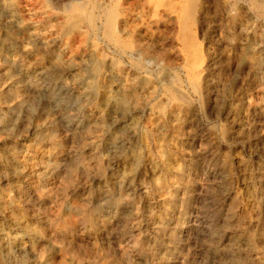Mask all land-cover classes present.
<instances>
[{"label":"bare ground","instance_id":"1","mask_svg":"<svg viewBox=\"0 0 264 264\" xmlns=\"http://www.w3.org/2000/svg\"><path fill=\"white\" fill-rule=\"evenodd\" d=\"M42 1L44 8L40 14L44 18L47 14L46 10L52 5L51 0L40 2ZM62 1L68 2L62 14V18L67 19L66 31L81 34V27L86 24L90 31L100 38L98 41L103 45L100 46L101 48L92 46L88 52L80 53L66 49L59 50L55 42L47 38V31L44 29L33 36L36 39L37 52L35 54L23 52L25 60L35 58L41 79H48L50 83L48 89H43L39 84L34 89L41 96L42 107L48 105L49 102L46 103L48 98H52L49 110L45 108L42 110L39 107L36 109L35 105L34 108L38 110L34 115L35 120L39 121L42 117H47L54 131L58 133L65 130L63 133H66V136L56 140L52 149L53 157L48 163L38 160L42 169L45 167L52 169L54 176L50 178L44 175L47 173L45 171L37 181L26 183L25 158L18 160V167L0 156V264H37L26 260L24 255H32L38 245L46 247L41 256V264H141L134 257L133 252L137 251L139 254L149 252L144 243L134 239L129 249L122 248L120 238L114 233L117 229L114 230L113 223L96 219L91 202H82L77 196H71L74 184L83 174L94 173L98 177H109L112 181L128 180L129 182L134 174L132 169L134 164L129 168L120 166L110 155H106L100 144L95 142L99 133L107 126L104 122L89 123L91 131L89 140L91 144H97L92 160H87L84 153L74 154L72 148L69 149L74 124L73 109L87 98L90 101L86 105L92 117L100 116L104 119L110 116L117 125L126 126L132 125L134 119L141 114L145 119L144 123L149 126L161 124L160 132L157 131L164 137L170 135L175 140H179L183 135L186 121L181 114H186L191 105L197 102L208 119L222 121L226 135L232 131L235 132L234 134H242L259 123L264 128V51L261 54L257 50V47L264 44V29L253 33L252 30L248 31L243 25L245 7L234 0ZM240 2L246 5L250 2L264 15V0H240ZM212 5H215V11L220 14L216 31H212L209 19ZM149 17L152 20L148 19ZM40 23L45 24V21ZM155 34H163L170 40L159 44L153 39ZM111 64L116 65L117 79L113 82L109 81L108 75ZM134 69L142 70L148 76L144 77L146 80H152V77L163 78L156 91L158 88L165 99L157 106L160 114L156 119L141 111L142 100L146 95L151 97L153 93L144 91L149 81L141 83L137 74L132 72ZM84 74L87 75L85 78ZM250 74L253 76V86L246 85L245 88L246 94L250 97L246 115L244 113V116L242 115V110L236 107L234 101L231 105L235 109L226 113L218 109L217 105L212 106L211 101L214 99L211 96L214 94L211 85L215 80L219 87L216 88V98L213 102L217 104L220 93L225 88H228L230 96L237 100L241 95L239 87L241 83L246 84V77ZM29 78L28 74L22 75L17 82L21 83ZM30 80L28 84H31ZM81 80L86 84H82L79 89L78 84ZM220 85L221 90H219ZM14 86V84L8 85L7 89ZM19 110L23 111V109ZM167 115L170 117L167 118ZM23 123L27 124V122ZM262 131L264 133V129ZM35 133L36 129L29 126L23 137L27 138L29 134L33 136ZM57 135L55 134L56 139ZM177 145H174L173 149H176ZM182 147L180 141L177 149L180 155L183 153ZM167 166L170 167L171 164ZM227 170L230 172L231 169ZM63 174H66L65 178H61ZM248 175L251 178L262 177V174L253 172ZM172 181L171 178L162 179L157 184L155 193L157 195L165 193ZM7 188L12 194H10L11 199L3 201L2 194ZM70 199L69 206L67 203ZM123 199L128 201V196L121 195L118 200L120 202ZM186 201L183 199L182 204L187 205ZM138 204L137 200L133 202L136 211L125 226L134 232L138 228L136 225L142 219ZM69 213L79 217L84 223L96 222L95 227L100 235V238L95 239L96 250H90V246L88 248L84 240L85 237L83 239L78 236L76 232L78 222L67 218L66 214ZM148 218L151 220L158 218L153 208L148 211ZM246 218L248 216L245 211L237 218V224L240 225ZM164 226L170 241H181L184 238L186 249H189L190 243L194 244L195 241L196 244V215L179 212L174 223L170 221ZM263 232L264 229L261 231L250 229L245 234L255 252L259 251L260 242H264ZM180 249L181 247L178 246L176 251ZM184 250L171 253L172 256L178 255L171 264L189 263L192 258L191 251ZM237 252L240 251L237 249ZM240 262L237 258L234 259L233 264H241Z\"/></svg>","mask_w":264,"mask_h":264},{"label":"rangeland","instance_id":"2","mask_svg":"<svg viewBox=\"0 0 264 264\" xmlns=\"http://www.w3.org/2000/svg\"><path fill=\"white\" fill-rule=\"evenodd\" d=\"M40 1L0 0V93L2 94L0 95V141L2 140L0 156L18 167V160L25 158L26 183L37 181L45 171H47L46 174L44 173L46 177L54 176L52 169L48 167L42 169L39 163L41 160L46 163L51 160L56 140L63 139L66 133H63L65 130L56 133L47 117H42L39 121L35 120L34 115L38 111L36 109L49 110L52 98L44 100L49 103L42 107L41 96L34 89L38 84L43 89H48L50 83L48 79H41L40 71L35 64L37 62L34 61L35 58L25 60L23 52L30 54L37 52L34 37L44 29L47 31V38L54 41L59 50L66 49L80 53L88 52L92 46L101 48L100 46L103 45L98 41L100 38L93 34L86 24L82 25L81 34L66 31L67 19H63L62 14L68 2L51 0L52 8L49 7V10H46L47 14L43 18L40 12L43 11L44 3ZM234 1L245 7L243 25L248 28V31L252 30L253 33L264 29V15L260 9L253 7L250 2L246 5L242 4L240 0ZM215 8V5L210 8L209 19L212 31L217 30L216 26L220 19V14L215 11ZM50 9H53V12ZM42 21H45V24L41 25ZM153 39L159 44L170 40L163 34H155ZM257 50L263 54L264 44L257 47ZM115 69V64H111L108 68L110 82L117 79ZM132 72L137 74L141 83L149 81L144 91L152 92L154 96L146 95V100L143 99L141 102V107H143L141 111H145L146 115L156 119L160 114L157 106L165 99L158 88L156 91V87L161 84L163 78L152 77V80H146L148 76L142 70L134 69ZM27 74L30 77L29 80L31 79V84H28V79L21 83L17 82L20 76ZM83 76L85 78L87 75ZM145 76L146 78H144ZM47 77L51 78L52 76ZM252 81L253 76L250 74L246 77V84L241 83L239 87L241 95L237 100L231 97L228 88H225V92L220 93V99L215 104L213 102L216 98L215 91L219 87L215 80L211 85L213 86L211 87L212 94H214L211 96L214 99H211L213 100L211 101L212 106L213 104L214 107L217 105L218 109L226 113L235 109L231 105L234 101L236 107L242 110V115L243 113L246 115L250 97L246 94L245 88H247L246 85L253 86ZM84 83L82 80L79 82V89ZM11 84L15 85V89H7V86ZM219 90H221V85ZM88 101L90 100L87 98L83 99L82 103L73 109L74 124L72 125L73 132L68 145L69 149L72 148L71 151L74 154L84 153L87 160H92L95 147L100 144L101 149L106 151V155H110L113 161H116L115 163L120 166L129 168L134 164L132 167L134 174L130 182L128 180L112 181L109 177H98L94 173L83 174L74 184L71 196H77L82 202H91L95 209L96 219L113 223L114 230L117 229L114 233L120 238L122 248L129 249L134 239L144 243L149 252L143 254H139L137 251L133 252L134 257L141 264H171L174 259L178 258V255L172 256L174 252H177L178 246L181 247L180 250L185 249V252L190 249L192 255L191 262L188 261L190 264H233L234 259L237 258L241 264H264V242H260V249L255 252L245 235L250 229L258 231L264 229V142H262L264 128L262 124L252 126L250 131L247 130L242 134H234L235 132L232 131L226 135L227 132H225L222 121L208 119L197 102L191 105L186 114H181L186 122L182 137L175 140L170 135L164 137L159 133L161 124L149 126L144 123L145 119L141 114L136 117L137 119H134L130 126L117 125L110 116L104 119L100 116L94 118L88 112L86 105ZM43 105L45 104L43 103ZM19 109H23V111L20 112ZM169 117L170 115H167V118ZM93 121L98 124L104 122L107 125L95 139L96 145L91 144L89 140L91 134L89 123H93ZM23 122H27V124ZM18 124L20 126L26 124V126L20 128ZM29 126L34 127L36 133L33 136L29 134L27 138L23 137ZM77 126H79L78 129ZM55 134L61 135L59 137L57 135L56 139ZM180 141L183 146L181 155L177 152ZM170 145L171 147H169ZM174 145H177L176 149H173ZM169 164H171L170 167L167 166ZM229 168L230 172L227 170ZM251 172L262 174V177L251 178L248 175ZM216 175L218 176L216 177ZM65 176L66 174H63L61 178H65ZM167 178L173 180L172 184L169 183V189L165 193L157 195L155 193L157 184ZM10 194L7 188L2 194L3 201L10 200L12 195ZM125 194L128 196V201L123 199L119 202L120 196ZM183 199L187 200V205L182 204ZM135 200L139 202L142 219L136 225L138 228L134 232L125 226L136 211L133 206ZM67 204L71 205V199ZM152 208L158 217L153 220L148 218V211ZM245 211L248 218L238 225L237 218ZM179 212L197 216V241L196 244L195 241L194 244L190 243L189 249H186L187 244L184 238L181 240L182 242L179 240L170 241L164 229V225L170 221L174 223ZM66 215L67 218L78 222L76 232L79 237L83 239L85 237L84 240L87 242L88 248L90 246V250H96L95 239L100 238L97 227H95L96 222L95 224L84 223L71 213ZM45 249V246L38 245L32 255H24L25 259L41 264V256ZM237 249L240 252H237Z\"/></svg>","mask_w":264,"mask_h":264}]
</instances>
